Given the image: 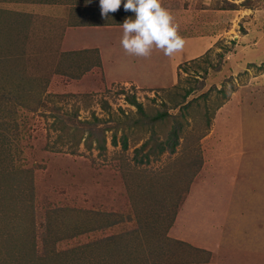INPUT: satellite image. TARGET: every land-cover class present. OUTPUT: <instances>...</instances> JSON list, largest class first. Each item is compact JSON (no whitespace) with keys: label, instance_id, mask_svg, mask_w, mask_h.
<instances>
[{"label":"rangeland","instance_id":"obj_1","mask_svg":"<svg viewBox=\"0 0 264 264\" xmlns=\"http://www.w3.org/2000/svg\"><path fill=\"white\" fill-rule=\"evenodd\" d=\"M93 2L0 0V264L199 258L179 241L204 199L216 219L226 204L264 219V0H161L208 44L154 89L107 84L62 47Z\"/></svg>","mask_w":264,"mask_h":264},{"label":"crops","instance_id":"obj_2","mask_svg":"<svg viewBox=\"0 0 264 264\" xmlns=\"http://www.w3.org/2000/svg\"><path fill=\"white\" fill-rule=\"evenodd\" d=\"M94 1L92 9L87 6L70 10L65 19L61 45L68 51L67 53H73L74 56L80 57L82 54L94 57L95 61L90 65L88 73L98 70L101 81L107 84L123 83L139 89H154L162 86V76L168 71L171 74L170 83H173L178 66L200 55L207 48L206 37L190 41L192 39L185 36L184 48L171 57L165 56L156 48H153L149 57L129 55L120 43L122 36L120 25L126 18L133 17L134 13L124 10L122 0L116 12L101 16L99 0ZM175 17L173 16L174 23ZM236 189L234 185V191ZM212 204L215 203L208 199L202 202L204 209H199V213L203 215L198 213L199 219L196 223L200 224L195 231L197 235L189 237L188 241L183 238L181 241L176 240L184 243L191 253L198 252L199 258L190 256L187 261L171 264H264V219L260 216L258 204L255 216L254 209L249 213L246 207L239 209L237 204V207L226 204L222 209H218L222 213L218 212L220 215L217 219L212 215H216L217 212L205 208ZM234 212L243 217L244 213H247L249 215L247 217L252 219L237 220L236 224L232 225L234 223L229 219H234ZM175 236L171 235L174 240Z\"/></svg>","mask_w":264,"mask_h":264},{"label":"clouds","instance_id":"obj_3","mask_svg":"<svg viewBox=\"0 0 264 264\" xmlns=\"http://www.w3.org/2000/svg\"><path fill=\"white\" fill-rule=\"evenodd\" d=\"M121 3L122 0H99L101 16L116 12ZM123 8L134 13L120 25V43L127 54L149 57L156 48L171 57L184 48L185 39L178 34V25L161 0H123Z\"/></svg>","mask_w":264,"mask_h":264},{"label":"trees","instance_id":"obj_4","mask_svg":"<svg viewBox=\"0 0 264 264\" xmlns=\"http://www.w3.org/2000/svg\"><path fill=\"white\" fill-rule=\"evenodd\" d=\"M130 102L136 104V106L138 107V109L141 110V105H140V103H137V102L135 101V97H134V96H132V97L130 98ZM158 116H159V115H158ZM113 142H116L115 139H113ZM123 143H124V146H126V144H125V140H124ZM174 144H175V143L169 144V147L171 148V150L174 148ZM160 148H163V147H160Z\"/></svg>","mask_w":264,"mask_h":264}]
</instances>
